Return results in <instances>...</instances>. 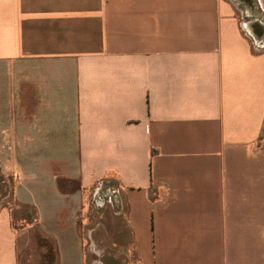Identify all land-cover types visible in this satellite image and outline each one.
Returning <instances> with one entry per match:
<instances>
[{
  "label": "crops",
  "instance_id": "0c3cea01",
  "mask_svg": "<svg viewBox=\"0 0 264 264\" xmlns=\"http://www.w3.org/2000/svg\"><path fill=\"white\" fill-rule=\"evenodd\" d=\"M0 175V264H264V0H0Z\"/></svg>",
  "mask_w": 264,
  "mask_h": 264
},
{
  "label": "rangeland",
  "instance_id": "374dc122",
  "mask_svg": "<svg viewBox=\"0 0 264 264\" xmlns=\"http://www.w3.org/2000/svg\"><path fill=\"white\" fill-rule=\"evenodd\" d=\"M244 4V3H243ZM246 5V4H244ZM244 5H240L239 9H242ZM11 188L12 184L9 179L4 178L0 175V206L9 204L11 205ZM22 215L30 220L33 217V212L30 210L22 211ZM18 224V223H17Z\"/></svg>",
  "mask_w": 264,
  "mask_h": 264
}]
</instances>
